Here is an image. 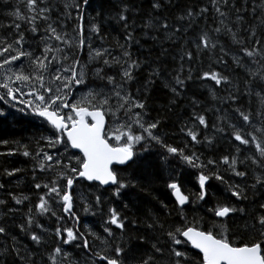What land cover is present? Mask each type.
Masks as SVG:
<instances>
[{
  "label": "snow or ice",
  "instance_id": "1",
  "mask_svg": "<svg viewBox=\"0 0 264 264\" xmlns=\"http://www.w3.org/2000/svg\"><path fill=\"white\" fill-rule=\"evenodd\" d=\"M0 3V264H264V0Z\"/></svg>",
  "mask_w": 264,
  "mask_h": 264
},
{
  "label": "trees",
  "instance_id": "2",
  "mask_svg": "<svg viewBox=\"0 0 264 264\" xmlns=\"http://www.w3.org/2000/svg\"><path fill=\"white\" fill-rule=\"evenodd\" d=\"M14 2V0H13ZM97 8V4L94 2L92 5V8L89 9V15L87 19H91V16L94 15L93 9ZM9 8L5 5L1 6L0 5V21L7 22L6 18L4 17V12L8 11ZM105 35H108L110 38L111 37H118V33L120 30L116 27L115 23H112L110 26L105 25L104 27ZM146 44H150L151 41H146ZM97 44H99V41H97ZM161 99L163 97L161 96ZM155 115V113H153ZM34 131L31 127H28L23 124H6V125H0V139H23L25 142L30 138V134ZM0 150H6L4 148H0ZM222 151H226V147H222ZM148 155V154H146ZM10 160L14 162V166L16 167H22V168H30L31 167V162L24 158L23 156H15V157H10ZM149 159L154 160V154L149 157ZM3 163V158H0V164ZM124 168V167H123ZM127 174V173H123ZM31 177L30 175L25 179L24 174H20V180L21 183L19 184V189H22L25 193H28L30 191V188L28 186V181H30ZM192 182L194 183V179H192ZM13 187H16L15 184H13ZM158 190L161 193V195H164V189L163 186H158ZM213 191L218 192L219 194L223 193V189L220 188L216 182H213ZM105 197L110 196V192H105L104 193ZM114 199V198H113ZM125 202H127L129 199H131L128 196L124 197ZM141 200L143 203L138 206V208L143 211L146 210V208L150 205V203H154L149 201L147 198L141 197ZM116 204L119 205L120 202L116 201ZM135 210V209H134ZM84 225H88L92 227L94 230H99V225H100V219L99 217H93L89 215H84L81 213V227ZM73 253L79 252L78 249H72Z\"/></svg>",
  "mask_w": 264,
  "mask_h": 264
},
{
  "label": "rangeland",
  "instance_id": "3",
  "mask_svg": "<svg viewBox=\"0 0 264 264\" xmlns=\"http://www.w3.org/2000/svg\"><path fill=\"white\" fill-rule=\"evenodd\" d=\"M0 5H1V6H3V4H2V3H0Z\"/></svg>",
  "mask_w": 264,
  "mask_h": 264
},
{
  "label": "water",
  "instance_id": "4",
  "mask_svg": "<svg viewBox=\"0 0 264 264\" xmlns=\"http://www.w3.org/2000/svg\"><path fill=\"white\" fill-rule=\"evenodd\" d=\"M117 166H121V165H117Z\"/></svg>",
  "mask_w": 264,
  "mask_h": 264
}]
</instances>
